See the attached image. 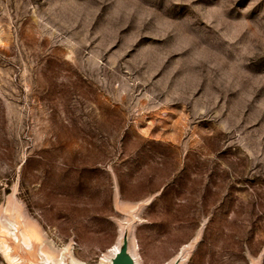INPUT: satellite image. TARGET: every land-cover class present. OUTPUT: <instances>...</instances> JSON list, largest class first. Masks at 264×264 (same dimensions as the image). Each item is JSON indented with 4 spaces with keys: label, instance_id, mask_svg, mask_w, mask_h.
Instances as JSON below:
<instances>
[{
    "label": "rangeland",
    "instance_id": "374dc122",
    "mask_svg": "<svg viewBox=\"0 0 264 264\" xmlns=\"http://www.w3.org/2000/svg\"><path fill=\"white\" fill-rule=\"evenodd\" d=\"M122 231L138 264H264V0H0V264Z\"/></svg>",
    "mask_w": 264,
    "mask_h": 264
},
{
    "label": "bare ground",
    "instance_id": "6f19581e",
    "mask_svg": "<svg viewBox=\"0 0 264 264\" xmlns=\"http://www.w3.org/2000/svg\"><path fill=\"white\" fill-rule=\"evenodd\" d=\"M13 225L9 222H6V227L9 229L10 233L12 234V236L16 237L15 235V230L14 227H12ZM28 235L26 233H22V237H23V240H25V238L27 237ZM122 237H123V231L121 232L120 234V237L117 241V243L113 246V248L111 249L110 251V254L106 257H104V259H107V264H112V259L115 257V255L117 253L120 252V245H121V240H122ZM25 242V241H24ZM130 254H131V257L133 258L134 260V264H138V260H137V254L136 253H133L131 250H130ZM176 260L179 261L178 264H183V255H179L177 258H175L173 261L171 262H168L167 264H175ZM46 261V260H45ZM48 262H43V264H47ZM59 264H64V262H60Z\"/></svg>",
    "mask_w": 264,
    "mask_h": 264
},
{
    "label": "water",
    "instance_id": "95a60500",
    "mask_svg": "<svg viewBox=\"0 0 264 264\" xmlns=\"http://www.w3.org/2000/svg\"><path fill=\"white\" fill-rule=\"evenodd\" d=\"M120 252L115 255V257L112 259V264H134V260L131 257L128 240L125 235H123V238L121 240L120 245ZM179 261L176 260L175 264H178Z\"/></svg>",
    "mask_w": 264,
    "mask_h": 264
}]
</instances>
